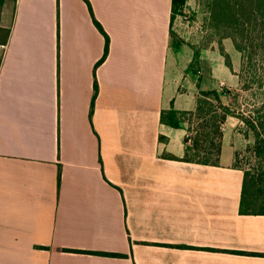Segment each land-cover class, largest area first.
I'll return each instance as SVG.
<instances>
[{"label":"crops","instance_id":"0c3cea01","mask_svg":"<svg viewBox=\"0 0 264 264\" xmlns=\"http://www.w3.org/2000/svg\"><path fill=\"white\" fill-rule=\"evenodd\" d=\"M172 2L2 1L0 264H264L233 130L219 166L167 157L192 143L162 112L212 91L194 53L177 76Z\"/></svg>","mask_w":264,"mask_h":264},{"label":"trees","instance_id":"16d2710c","mask_svg":"<svg viewBox=\"0 0 264 264\" xmlns=\"http://www.w3.org/2000/svg\"><path fill=\"white\" fill-rule=\"evenodd\" d=\"M3 0H0V8ZM188 0H173L172 23L176 16L183 13ZM208 14L210 29L218 36L221 55L225 59L226 66L234 73V66L230 55L225 51L223 42L231 40L235 49L241 54V71L238 74L243 84L242 89L249 90L257 84L264 88V0H197ZM101 32L102 26L94 20ZM174 36V33H172ZM106 37L105 54L103 62L109 53V38ZM200 58L199 52H194V63ZM100 62V63H101ZM195 73L198 70L194 71ZM245 74L249 79H244ZM248 81V82H247ZM96 94L98 91L95 85ZM233 104L237 97L226 91ZM221 94L216 91H202L198 97L197 109L194 112H181L172 107L161 114L162 124L174 129H182L188 119L197 120L195 138L189 136L186 142V153L183 158L168 155L171 160L198 163L203 165L219 166L222 154L223 132L220 125L228 115H235L231 107L222 104ZM264 96V93H263ZM216 101L223 115H216V107L212 103ZM209 100V103L208 101ZM210 106L205 111L204 105ZM238 116V115H237ZM238 117L254 134V153L257 158V167L253 171H244V184L241 197L240 213L242 215H264V100L260 107L255 110V117ZM188 133L190 132L189 129ZM164 139V138H163ZM103 256H118L108 253H95ZM250 256H264L248 254Z\"/></svg>","mask_w":264,"mask_h":264},{"label":"rangeland","instance_id":"374dc122","mask_svg":"<svg viewBox=\"0 0 264 264\" xmlns=\"http://www.w3.org/2000/svg\"><path fill=\"white\" fill-rule=\"evenodd\" d=\"M205 9L200 6L197 0H191L190 5L187 6L183 13L176 16L173 26V43L177 45L179 41L183 44L184 54L182 51H173L179 53V56L183 54V59L180 61L177 76H188L187 71L183 70V67L187 65L188 55H192L195 51L199 52L200 58L190 66L189 71H193L195 68L201 66V90H213L218 88V92L221 95H227L226 91L232 93V96L237 97L236 101L232 104L230 98L225 102L224 106L231 107L235 115H228L223 123H226L227 129L233 130V133L239 138V144L236 145V165L245 171H253L257 167V158L254 153L255 138L254 134L248 126L242 122L238 117L244 115L245 117H255V110L260 107L264 100V88L257 87V84L252 86L249 90L242 89L243 84L236 77L231 76L228 72V68L225 65V59L221 55L220 44L218 36L210 29L209 21L207 20L208 14ZM225 51L230 55L233 66L237 69L239 74L241 71V54L235 49L231 40H225L223 42ZM173 50V49H172ZM194 80L196 75H192ZM196 76V77H195ZM186 79V77H184ZM249 79V75L245 74L244 79ZM224 81V85L219 86V81ZM248 82V81H247ZM188 102L184 105L187 109H191L194 105L192 103L191 96L185 98ZM209 103V100H206ZM214 106L217 110L216 115H223V111L219 108L216 101L212 99ZM205 111L210 109L209 104L204 105ZM238 115V116H237ZM198 122L197 120L188 119L183 125V129L187 131V135L193 139L196 136ZM190 132L188 133V130ZM177 134L181 135L179 131Z\"/></svg>","mask_w":264,"mask_h":264},{"label":"built area","instance_id":"2783aa9c","mask_svg":"<svg viewBox=\"0 0 264 264\" xmlns=\"http://www.w3.org/2000/svg\"><path fill=\"white\" fill-rule=\"evenodd\" d=\"M220 130H221V132H225V130H226V124L225 123H222L220 125Z\"/></svg>","mask_w":264,"mask_h":264}]
</instances>
